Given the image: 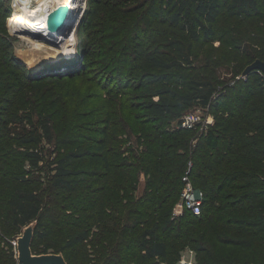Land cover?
<instances>
[{
    "label": "trees",
    "instance_id": "1",
    "mask_svg": "<svg viewBox=\"0 0 264 264\" xmlns=\"http://www.w3.org/2000/svg\"><path fill=\"white\" fill-rule=\"evenodd\" d=\"M84 15L116 30L98 40L101 56L105 45L113 49L104 69L122 65L119 81L135 83L147 119L127 118L131 107L112 94L101 126L71 129L66 150L71 144L53 139L52 114L33 99L42 73L17 72L0 37V264H17L8 241L33 221L31 252L47 254L59 227L67 264L78 263L71 251L89 240L91 258L85 252L78 264H174L186 247L203 264H264V79L256 71L237 78L264 62V0H88ZM197 106L208 108L212 126L170 130L169 121ZM44 142H54L55 154L46 199L22 170L26 161L41 169ZM188 164L202 211L172 219Z\"/></svg>",
    "mask_w": 264,
    "mask_h": 264
},
{
    "label": "rangeland",
    "instance_id": "2",
    "mask_svg": "<svg viewBox=\"0 0 264 264\" xmlns=\"http://www.w3.org/2000/svg\"><path fill=\"white\" fill-rule=\"evenodd\" d=\"M13 1L14 0H0V15L6 16L3 21V26L0 27V37L6 42L4 50H6L11 59L12 63L10 65L15 68H20L17 72L26 70V72H29L32 76L42 73L40 78L43 82H46L45 86H43V89L40 92L36 91L33 99L38 104V107L45 108L47 113L52 114L54 126L52 131L53 139L57 142L59 140H65L63 142L67 141L68 144H71L70 146H67L66 150H68L73 146V139H71L72 136H70L71 129L75 130L77 126L84 130L87 129V125L96 126V128L100 127L101 124L99 123L102 122L104 112L106 110L103 108L108 106V99H110L109 96H112V94H117L119 99L122 98L123 100H126L128 105L131 107L130 109L125 110L126 114L132 115H128L127 118L135 117V120L138 122H142L147 119V111L139 107L144 101L139 96L140 92L133 89L135 83L128 78L124 79L123 83L119 81L122 65H119L120 67L117 69L114 65L112 67L114 70L111 74L110 69H104V56H110L112 54V52H107L109 49H112V47L111 45H105V49L107 51L104 50V54L101 56V50L99 48L101 44L98 43V40L106 36H111L112 32L116 31L112 26H110V29L106 28V25L103 24L102 20L97 17L88 22L87 16L83 14L84 16L82 15V18L78 23V29L76 30L74 48H72L69 52L66 51V53L59 52V49L56 48V46H54L50 41L47 39H40L43 36L35 31L28 22L26 23L25 21L18 19V17L13 14V9L15 7V2L13 3ZM35 1L36 0H18L16 3L23 8L25 4H35ZM84 1L86 6L85 9H87L88 0ZM132 2L133 1H130V5H127L128 3H126L123 6H132L134 4ZM34 8L36 10H40L42 5L40 3H36ZM21 16L23 17V15ZM15 20L25 22L27 27L29 26V29ZM141 27L143 30V33H141V39L142 41L147 42L149 40L148 31L144 29V26ZM29 31H32L31 33L33 36L28 33ZM147 44L149 45V43ZM30 46L43 48V52L46 53L45 58H43V60L41 59L38 64H35V66L33 64L29 66L31 60H33L32 58H34L32 53L28 50ZM62 63L65 64L61 66ZM112 64H109V66ZM222 78L227 80L230 78V75H224ZM127 82H129V86L126 87V90L121 91V86L127 84ZM121 92L122 94H125L124 97H120L118 95ZM195 110L196 107L188 108L181 111L175 121L168 120L170 130L175 129L178 121L183 115L193 113ZM208 112L209 114L206 112L203 113L202 117L204 119L212 116L211 112ZM210 126H212V121H210L208 127ZM134 127L137 129L138 125L134 124ZM135 132L136 131H133L128 134L130 140L121 146L120 150H124L123 156L128 157L129 153L128 151L125 152V150L129 146L135 144ZM118 138L124 141L126 135H118ZM53 143L54 142L46 144L44 142V159L43 162L39 164L41 167L40 170L32 169L27 161L22 167V170L25 172L24 179L29 180L30 182L34 181L35 184L39 186V191L41 192L40 195L43 199H46L49 195L47 190H49L48 180L51 173L47 164L55 157V154L53 153ZM118 147L119 145L115 146L116 150ZM63 150L65 149L63 148ZM143 181L144 177L143 175H140L136 191L133 194L135 198L141 195ZM57 193L62 194L56 190L51 191V195H55ZM72 197L73 195H71V197L69 195L70 200ZM178 202L179 199L173 207H175ZM62 204H66V202H63ZM69 219L78 220L80 218L77 219L76 214L73 213L70 214ZM133 220L134 219H131V222H133ZM32 224L35 226L36 222L33 221ZM24 228L18 229L14 233L13 237H11L8 241L14 248L16 254V240L21 236ZM61 233V228L58 227L54 229V233L49 239L51 242V248L48 250L47 254L62 255L60 250V247L63 244ZM131 236L132 233L130 232L128 237ZM94 243L95 242L89 240L87 243H84L80 249H73L71 251V256L73 257L74 255H79L74 257L73 262L77 258V262L79 263L80 260L83 259L82 256L85 252H88L90 255L88 258H91V253L93 251L92 245H94ZM204 258V255L200 254L196 256V253L193 250L186 247L180 250L179 257L174 264H179V260L191 262L192 264H203ZM131 264H136V260H134ZM160 264L168 263L161 262Z\"/></svg>",
    "mask_w": 264,
    "mask_h": 264
},
{
    "label": "bare ground",
    "instance_id": "3",
    "mask_svg": "<svg viewBox=\"0 0 264 264\" xmlns=\"http://www.w3.org/2000/svg\"><path fill=\"white\" fill-rule=\"evenodd\" d=\"M16 1L17 0H14V4L18 5ZM36 3H40L42 5V8L40 10H36L34 8V5ZM67 3L70 4L74 10H77L80 6L83 7L84 5L83 0H36L35 4H25L23 8L22 6L18 5V7H15L13 9V14L18 17V19L23 20L26 23L28 22L35 31L45 37V35L48 34V16L56 8ZM21 15H23V17ZM78 17L79 13H77L76 11V13L71 14V17L67 20L66 23L68 25H66L61 32L53 36H46V39L50 41L54 46H56V48L59 49V52L66 53V51L69 52L72 48H74L73 46L75 45ZM28 50L34 56L29 66H31V64L35 66V64H38V62L41 59L43 60V58H45L46 56V53L43 52V48L30 46Z\"/></svg>",
    "mask_w": 264,
    "mask_h": 264
},
{
    "label": "water",
    "instance_id": "4",
    "mask_svg": "<svg viewBox=\"0 0 264 264\" xmlns=\"http://www.w3.org/2000/svg\"><path fill=\"white\" fill-rule=\"evenodd\" d=\"M83 3H84L83 7L80 6L77 10H74L72 6L67 3L59 6L53 12H51V14L48 16L47 19L48 34L40 39L45 40L46 36L48 35L53 36L61 32L65 28V26L68 25L66 23L67 20L71 17V14L76 13V11L77 13H79V17H78V23H79L80 19L82 18V15L85 13L86 10L84 0ZM31 32L32 31H29L28 33L32 35ZM254 71L256 72L260 71L264 76V62L259 59L254 60L252 63H250L248 66L245 67V69L242 72V76H246ZM34 227L35 226L32 223L27 225L24 228L21 236L18 237L16 240L17 264H67L63 256L60 254L35 255L31 252V242L33 239Z\"/></svg>",
    "mask_w": 264,
    "mask_h": 264
},
{
    "label": "built area",
    "instance_id": "5",
    "mask_svg": "<svg viewBox=\"0 0 264 264\" xmlns=\"http://www.w3.org/2000/svg\"><path fill=\"white\" fill-rule=\"evenodd\" d=\"M14 6L18 7L16 4ZM257 73L264 79V76L260 71H257ZM237 78L238 79L244 78V76H239ZM208 111H209L208 108L197 106L195 112L187 113L181 117L175 129H180V130L198 129L200 132L206 131L210 124V121H212V124L214 121L213 116H210L209 118H205V119L202 117L204 112L209 114ZM190 171H191V164H188L187 169L181 178V182L183 183V186L180 192L179 202L176 204L175 207H173L172 219H178V217L182 216L185 211L190 212L194 216H199L202 211L204 194L200 189H197L193 186L192 181L190 179ZM178 263L192 264L191 262H187L184 260H179Z\"/></svg>",
    "mask_w": 264,
    "mask_h": 264
}]
</instances>
